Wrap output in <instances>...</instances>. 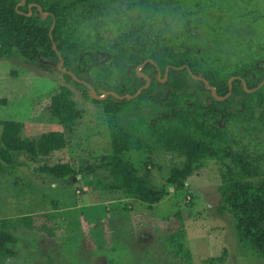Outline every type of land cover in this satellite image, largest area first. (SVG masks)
Segmentation results:
<instances>
[{
    "label": "rangeland",
    "instance_id": "374dc122",
    "mask_svg": "<svg viewBox=\"0 0 264 264\" xmlns=\"http://www.w3.org/2000/svg\"><path fill=\"white\" fill-rule=\"evenodd\" d=\"M47 1L77 3L80 11L86 7L84 0ZM92 3L95 11L90 20L74 22L71 18L68 23L74 37L89 45L111 47L125 26H138L142 22L139 15L147 12L160 24L156 32L166 34L187 22L186 36L199 58L195 65L204 74L230 82L239 77L237 71L249 69L255 61L264 66V45L258 49L256 44L250 51L246 44L247 39L264 34V0H232L227 2L230 9L195 14L189 17V24L188 17L180 16L178 0ZM244 9L257 17L247 20L232 15ZM152 34L145 36L146 43L153 42ZM184 48L161 52L171 56ZM202 54H209L210 60H203ZM120 73L104 76L105 80L115 86L121 82ZM191 79L198 77L191 75ZM255 83L256 75L250 74L242 85L246 88ZM167 93L161 86L151 90L152 96L162 98ZM199 94L210 102L209 93ZM107 106L104 95L99 98L93 91L87 92L63 70L43 71L24 62L18 53L10 60L0 58V143L5 121L21 123V135L30 141L55 132L65 139L63 148L39 162L22 155L25 165L13 167L0 160V219L33 216L28 224L19 223L18 256L7 264H264L263 257L242 248L233 217L222 200V172L229 160L206 158L203 167L179 187L169 176L173 169L184 166L186 158L149 145L154 140H150L149 123L161 107L150 102L144 110L115 117ZM223 126L233 148L248 152L264 176L262 98H249L235 119ZM108 157L130 162L139 175L149 176L152 186H165L167 195L155 204L128 196L106 167ZM59 162L80 171L89 166L96 169L66 179L35 170L42 163ZM186 258H191L190 263Z\"/></svg>",
    "mask_w": 264,
    "mask_h": 264
},
{
    "label": "trees",
    "instance_id": "16d2710c",
    "mask_svg": "<svg viewBox=\"0 0 264 264\" xmlns=\"http://www.w3.org/2000/svg\"><path fill=\"white\" fill-rule=\"evenodd\" d=\"M84 1L86 7L80 11L77 3L50 4L47 0H25L21 4L22 0H0V58L10 60L18 53L27 64L48 72L54 70L53 64L59 65L63 61L68 78L73 79L71 72L91 84L100 96L106 91H113L120 96L110 94L105 97L108 103L106 110L115 117L144 110L150 102L160 106L161 110L153 114L149 123L150 140L154 139L149 145L179 152L186 158L183 167L171 171L169 181L181 187L194 172L203 167L206 158L229 160L222 172V200L233 217L235 235L244 251L264 258V176H261L259 165L248 152L233 148V140L223 126L235 119L236 113L249 98L259 97L264 103V87L255 92L247 91L256 88L264 80V66L260 61H255L249 64V69L237 71L239 77L233 80L230 88L229 81H220L196 67L199 58L193 52L191 39L186 36L187 22L180 23L182 28L160 33L156 32L160 28L156 16L147 12L139 15L142 22L138 26H125L111 47L89 45L83 39L74 37L75 34L68 27L71 18L74 22L92 18L95 6L92 0ZM230 1L178 0L181 3L180 16L188 17L189 24V17L195 14L230 9L227 6ZM39 6L49 13L48 16L45 17L39 11ZM235 14L248 17L247 20L257 17V14L246 9L234 14L232 12V15ZM125 18H122L124 22ZM222 19H226L225 16ZM151 32L150 39L153 42L146 43L145 36ZM246 44L250 51L254 50L256 44L259 49L264 45V34L256 39H247ZM183 46V50L171 56L161 52ZM210 58L209 54H202L203 60ZM142 64L141 71L151 79L150 85L138 96L129 99L125 96L136 94L147 83V79L136 70ZM188 68L215 87L220 97L230 94L229 98L217 99L202 78L191 79ZM118 70H121V82L112 86L105 77H112ZM250 74L256 75V83L245 88L243 80H247ZM163 78L164 82L161 81ZM75 83L90 91L86 84L76 80ZM156 86L165 87L167 95L163 98L152 96L151 90ZM201 91L209 93V103L201 99ZM187 101H191V105H187ZM22 129L23 125L19 122L3 123L0 160L10 166L25 165L21 160L22 155L29 161L39 162L65 146L61 133L46 134L38 141H30L22 137ZM106 159V167L128 196L155 204L167 195L165 186H152L149 176L139 175L130 162L120 157ZM95 169L89 166L80 171L67 162L52 165L42 163L35 168L40 173L58 179L83 172L93 173ZM55 208H58V202H55ZM31 220L33 216L0 219V264H7V260L18 256L16 233L19 223L28 224ZM226 254L227 250H224ZM186 260L190 263L191 258Z\"/></svg>",
    "mask_w": 264,
    "mask_h": 264
},
{
    "label": "water",
    "instance_id": "95a60500",
    "mask_svg": "<svg viewBox=\"0 0 264 264\" xmlns=\"http://www.w3.org/2000/svg\"><path fill=\"white\" fill-rule=\"evenodd\" d=\"M24 3H25V0H22V3H21V4H24ZM30 7H32V5H30ZM38 8H39V11H40L41 13H43V15H44L45 17L48 16L49 13H48V12H44V11H43V8H42L41 6H39ZM53 26H54V25H53ZM55 49H57L56 46H55ZM60 57H61V55H60ZM63 64H64L63 61H61V63H60L59 65H55V64H53V68H54L55 70H63L64 72H67V70L63 67ZM144 64H145V63H144ZM144 64L139 65V66H143ZM139 66H138V67H139ZM188 69H189L191 75L196 76V75H194V74L192 73V71L190 70V68H188ZM137 72H138L141 76H143V77H145V78L147 79V83H146L145 86H143L142 88H140L136 94H134V95H130V94H129V95H126V96H125V97H128L129 99L138 96V95L142 92V90H143L144 88H147V87L150 85V82H151V79H150V78H149L144 72L141 71V68H138V71H137ZM70 74H71V75L75 78V80H77L78 82H82V83L86 84V85L89 87L90 91H93V92H94L99 98H101V96L97 94L96 90L93 88V86H92L91 84L85 82V81L82 80V79H79L78 77H76V76H75L73 73H71V72H70ZM197 77H198V78H202V77H200V76H197ZM202 79L204 80V82H206V84H207V88H208V89H211L213 92H215L214 96H215L217 99H219V100H224V99H226V98L230 95V94H228V95H226V96H224V97H220V96L217 94L215 87L211 86L210 83H209L206 79H204V78H202ZM234 79H236V78L234 77V78L231 79L230 82H229V84H230V88H231V86H232V82H233ZM164 81H165V80H164ZM263 84H264V80H263V81L259 84V86H257L256 88H254V89H247V91H253V90H256L257 88L261 87ZM110 94H112V95H114V96H116V97H120V96H118L117 93H115V92H113V91H106V92L104 93V98L107 97V96L110 95Z\"/></svg>",
    "mask_w": 264,
    "mask_h": 264
}]
</instances>
